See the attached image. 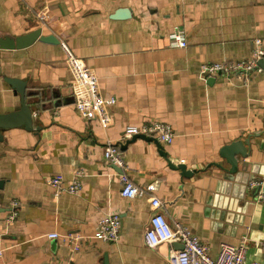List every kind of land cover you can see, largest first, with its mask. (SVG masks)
Returning <instances> with one entry per match:
<instances>
[{
  "label": "crops",
  "instance_id": "crops-1",
  "mask_svg": "<svg viewBox=\"0 0 264 264\" xmlns=\"http://www.w3.org/2000/svg\"><path fill=\"white\" fill-rule=\"evenodd\" d=\"M46 9L49 19L42 20ZM127 11L131 16L112 19ZM184 29L187 48H171ZM37 29L59 45L36 42L20 51L0 49V115L16 111L20 97L5 78L27 83L34 127L4 132L0 142V264H168L178 243L150 248L145 232L155 213L149 197L121 195L122 171L104 159L108 142L119 146L138 187L155 185L168 220L180 221L216 257L220 245L264 238V204L248 177H264V74L247 79L216 75L201 79L205 64L250 60L255 41L264 45V0H0V37ZM96 71L101 93L115 97L112 123L87 121L75 107L84 87L77 83L62 48ZM151 121L170 125L171 145L142 138L124 140L128 126ZM151 138V137H150ZM243 142L249 172L241 181L214 165L226 146ZM185 165L186 179L171 167ZM82 174L78 194H53L48 181ZM259 192V191H258ZM16 201L17 217H8ZM121 216L117 242L94 239L100 218ZM87 238L73 251L48 235ZM253 244L248 261L262 258Z\"/></svg>",
  "mask_w": 264,
  "mask_h": 264
},
{
  "label": "built area",
  "instance_id": "built-area-1",
  "mask_svg": "<svg viewBox=\"0 0 264 264\" xmlns=\"http://www.w3.org/2000/svg\"><path fill=\"white\" fill-rule=\"evenodd\" d=\"M42 20L49 19V13L46 9L40 12ZM171 48H187L184 29L177 28L170 37ZM62 48L66 55L67 64L77 83L84 87V91L77 97L75 107L79 114L87 121H97L102 127H108L112 123V115L109 108L116 104L115 97H105L101 93L99 79L96 71L87 66L86 62L75 56L65 45ZM264 61V45L262 40L255 41V50L250 60L238 62H218L205 64L200 69L201 79L205 80L216 75L233 76L239 79H247L253 74H264V69L260 67L259 62ZM136 136H146L155 138L159 143L171 145L175 139L173 128L159 121H151L141 126H128L123 133L124 140H131ZM104 159L110 165L119 168L120 182L122 184L121 195L128 199H140L149 197L151 206L155 213L150 219V225L145 232V243L150 248H156L162 244H181L182 249L172 248L168 264H262L257 257L248 261V251L251 244L254 245L257 254L264 261V238L254 239L245 236L239 245L222 243L216 257L210 255L209 247L202 243L188 226L180 221L168 220L163 212L165 203L153 193L156 191L155 185L147 187H138L131 180L128 172L129 167L124 158L123 152L113 142H108L104 149ZM82 174H77L72 181L65 182L60 178H51L48 181L56 198L64 193L78 194L82 189ZM250 189L259 188L257 201L264 204V177L250 182ZM19 203H12L13 211L8 217L11 223L17 217L16 209ZM121 216L118 212L105 213L98 221L94 239L113 243L117 242L121 233ZM48 238L59 240L73 251L83 249L87 238L79 234H59L52 233ZM3 250L0 249V257ZM257 255V256H258Z\"/></svg>",
  "mask_w": 264,
  "mask_h": 264
},
{
  "label": "water",
  "instance_id": "water-1",
  "mask_svg": "<svg viewBox=\"0 0 264 264\" xmlns=\"http://www.w3.org/2000/svg\"><path fill=\"white\" fill-rule=\"evenodd\" d=\"M124 13L122 16L125 18L127 16H131L130 11L127 13V11H120L116 13L112 17V19L121 18V14ZM45 42L49 44H55L59 45L60 41L54 36V35H43L41 29H37L29 34L19 36V37H0V49L1 50H9V51H20L25 50L31 46H33L36 42ZM259 65L261 68L264 69V61H260ZM5 82L14 90L16 95H19L20 97V107L9 114L0 115V142L4 139V132L11 129H18L22 128L26 131L33 132V131H39L40 129H37L34 127L33 123V113L31 107L28 105L26 100V88L27 83L25 81L19 80V79H12V78H5ZM142 138L147 141L154 142L158 145V147H162L161 144L155 139L150 138L146 136H136L134 137ZM238 156H240L242 159H247L249 157V151L246 148L245 144L243 142H234L229 146H226L222 153L221 157H223L227 163L229 164L230 168H224L222 165H214L218 167L221 171H224L228 176V181H233V179H236L237 181L242 180V176H245L249 172V164L247 163H241L238 160ZM174 170L180 171L181 175L186 179H191L193 175L195 174L194 171H189L185 165H178L176 167H171ZM256 180L254 178L248 177L246 181H244V187L241 189V193L239 194V198L243 199V189L246 190L249 188V184L251 181ZM250 189V188H249ZM254 189H250L253 193ZM255 191L258 193L259 188L255 189ZM178 249H182L183 246L181 244H177Z\"/></svg>",
  "mask_w": 264,
  "mask_h": 264
}]
</instances>
